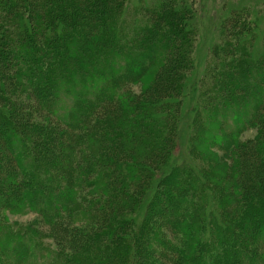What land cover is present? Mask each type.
<instances>
[{"label":"trees","instance_id":"1","mask_svg":"<svg viewBox=\"0 0 264 264\" xmlns=\"http://www.w3.org/2000/svg\"><path fill=\"white\" fill-rule=\"evenodd\" d=\"M17 1L2 0L0 4V70H5L1 87L7 86V78L16 80L22 68L36 96L35 104L40 106L33 119L30 114L35 108L27 106L28 101H25L18 112H13L10 121H3L10 128L20 127V131L36 128L35 132L29 130L34 143L32 147L25 143L21 133L18 135L23 149L12 166L16 171L30 167L31 178L27 182L30 192L27 195H31L32 205L37 206L47 197L51 200L64 198L65 207L72 200L70 207L74 203L78 207L84 205L78 209L83 217L92 215L89 223L78 229L71 223L66 225V228L72 226L74 229L65 230L69 243L66 251L63 248L59 252V257L63 258L61 264H125L127 258V264L264 263V247L257 234L264 236V184L258 186L252 170L250 176L245 170L251 161H261L254 153H264V139L254 144L237 143L236 133L219 137L218 144L223 145L219 147H224L229 155L235 154L238 165L234 175L220 173L219 182L229 180L228 184L247 192V195L230 200L224 196L226 191L223 190V199L218 200V204L213 203V196L217 193L213 190L220 188L216 184L219 182L212 178L215 175L207 173V178L195 172L183 153L187 148L183 143L191 140L192 132H206L213 124L221 128L222 121L229 118L238 131L244 129L245 123L260 121L255 109L262 105L256 95L264 92V52L253 51V38L261 25L253 6L248 3L230 8L233 21L229 23L230 16L227 15L219 21L220 6L215 2L217 0L214 1L217 12L209 13L208 27L216 29L218 40L212 44L211 62L206 64V69H200L201 57L197 55L195 41L199 32L203 35L206 29V15L201 12L189 18L183 7L189 0H138L136 5L142 7L145 23L141 33L131 38L123 35L125 6L121 1L128 0ZM73 1H79V4L89 2L96 7L93 6L90 17L81 16L77 20L75 11L66 8ZM174 1L177 7L173 6ZM111 2H115L114 6ZM89 5L78 8L77 12L90 8ZM245 43L250 44L248 49L244 47ZM160 58L164 60L156 83L142 92V96L129 92L127 82L134 80L139 73L142 75ZM18 66L20 71L17 72ZM189 68L194 74L192 80L186 81L188 78L183 73ZM39 73L41 75L36 76ZM34 78L37 79L34 81ZM162 79H165L163 84H167L164 92L159 90V84L164 89ZM213 89L220 93L226 91L228 95L223 96L215 108L211 107L214 111H209L211 108L205 100L199 103L202 106H194L193 99L198 93ZM241 90L249 95L240 96L238 92ZM60 95L72 99L76 96L73 111L68 113L67 121L61 122L64 131L54 125L50 127L40 112L42 109L50 121ZM180 97L187 98L188 108L182 113L177 111L181 118L180 115L170 118L169 111L180 105ZM158 98L161 100L156 101ZM195 107L200 114L203 111L212 114L213 124L195 127L198 117L194 115L190 119ZM22 109L27 110L26 114ZM163 116L169 118L162 121ZM218 119L220 124H217ZM0 120H4L2 116ZM162 130L174 132L172 146L168 147L173 163L163 165L160 173H155V178L161 180L166 176L175 188L187 191L188 186L197 188L198 185L200 190L178 200L180 204L184 203V209L176 217L172 215L173 223L169 219L165 221L177 230L178 235L182 233L181 227L184 228L180 244L162 242L157 252L144 250L146 259H143L141 243L135 238L142 226L137 227L136 222L152 206L150 203L145 208L151 190L141 193L147 187L145 184L152 173L154 160L160 157L162 149L165 150L166 137L162 136ZM85 142L90 147L81 154L78 146ZM89 143L97 147L92 149ZM255 147L256 151L253 150ZM15 149L16 146L10 144V150ZM65 158L69 160H63ZM14 173L10 170L8 175ZM49 179L54 183L53 190L50 189L49 195L45 196L42 186ZM184 182L189 184L183 185ZM95 187L98 189L96 194H86L90 200H78L79 189ZM18 195L22 196V192ZM190 196L193 202L188 200ZM3 198L4 205L11 202L8 194ZM208 199L210 205L206 208ZM223 203L232 210L240 204V209L236 214L223 211ZM225 218L229 220L226 223L229 226L222 223ZM4 222L0 219L2 225ZM2 225L0 232L4 231ZM16 237L11 253L17 263L22 264L29 254V244L24 245V236ZM72 248L74 250H70Z\"/></svg>","mask_w":264,"mask_h":264},{"label":"rangeland","instance_id":"2","mask_svg":"<svg viewBox=\"0 0 264 264\" xmlns=\"http://www.w3.org/2000/svg\"><path fill=\"white\" fill-rule=\"evenodd\" d=\"M0 0V4H1ZM145 1V0H141ZM149 1V0H147ZM214 1L215 0H189L184 7L187 12V16L189 18H194L198 16V13L203 12L206 15V19L204 20V24H206L204 27L206 29L202 33L199 32L198 38L195 41V47H197V52H198V57L200 56V69H206V64L211 62V48L212 44L217 43L216 41L218 40L216 38L217 31L216 29H210V26L208 21L210 20V15L209 13H214V11L217 12L215 6H214ZM122 6L124 7L125 14L122 15L124 19H122L125 23L124 25V31L123 35H128V37H133L135 35H138V33H141V28L144 26V16H143V11L142 7L138 8L137 7V2L138 0H128V1H121ZM173 6L177 7L178 4H176V1ZM215 2L219 3L218 9L220 12V20H222L226 15H229V10L230 8L232 9L235 6L239 5H248L251 4L253 6L254 14L257 16L259 21L261 22L259 30L256 32V36L253 38V43H255L253 51L255 53H262L264 52V17H262V14L264 13V0H217ZM17 3H20L18 0ZM88 3V4H87ZM101 3L100 1L98 2ZM147 3V2H146ZM86 6L89 5V2H85ZM85 4H79V1H73V4L70 6H66L68 10H74L75 11V17L80 19L81 16L83 17H90L91 16V10L93 6L96 7L95 4L92 6L89 5L88 7L90 8H83L82 11H78V8L80 9L81 7L85 6ZM115 2H111V5L114 6ZM133 4H135L133 6ZM146 5V4H144ZM148 5V4H147ZM17 6V5H16ZM11 7V6H10ZM221 8V9H220ZM22 9V8H21ZM140 12V13H139ZM79 15V17H78ZM149 15V14H147ZM198 18V17H197ZM233 17H229L228 22L232 23ZM235 21V20H234ZM235 23V22H234ZM214 26V24H213ZM203 27V28H204ZM214 28H217V26ZM159 43V42H156ZM244 47L248 49L250 47V44L245 43ZM163 60L164 58L157 59L153 64H151L147 71L140 73L136 75L134 80H130L127 82L126 87L131 92L132 94H138L139 96H142V92L144 93L147 88L155 81L158 80L157 73L162 70L163 66ZM145 61V60H144ZM22 67V66H20ZM20 71L19 66L17 68V72ZM5 70L1 71L0 70V116L3 117L4 120H0V219L5 220L4 225L0 223V226L2 225L1 229H4V231L0 232V264H18L16 257H13V254L11 253V248L14 245L13 240L17 238L16 236H24V245L29 244V254L27 257L23 259L22 264H61L62 257H59V252L61 253V250L63 248L66 251V246L69 243L68 240L66 239V233L65 230L68 232L67 229L70 231H73L74 227L72 226L66 228V225L68 223H71V225L75 226V228H80L83 224H88L89 220H91V216H84L81 214V212L78 211L79 207H84V205H79L70 207L71 201H69V205L67 203V207L64 205L66 204L64 198H57V200H51L49 197H47L45 200L40 204L32 205L30 202L31 200V195H27L30 190H28L27 187V182L31 178L30 173H29V168H25L22 170L20 168L16 170L14 166V159L17 158V154L21 152L23 149V146L21 145L22 143H19L18 141V135L20 133L24 136L26 139L27 145L33 146L34 143H32L31 138H30V133L29 130L32 129L33 132H35L36 128H30V129H22L20 131L19 129H16L15 127H8L5 125L3 121L11 120L10 117L12 116L13 112H18L22 103L24 104L25 101L27 102V106L35 108L34 113L30 115L36 114V110L39 111V106L35 104V95L33 88L31 87L30 81L23 75V71L21 68V73L19 76H16V80H9L8 78L5 80L7 81L6 84L7 86L1 87L2 85V79L4 75ZM38 73V72H37ZM193 71L191 68L189 70H185L183 75H185L188 79L186 81H190L193 78ZM41 73L36 74V76H40ZM43 75V74H42ZM203 77V76H202ZM207 77V75H206ZM2 78V79H1ZM37 78H34V81ZM165 81V79H162V84ZM160 82V81H159ZM158 82V83H159ZM165 86L167 84H163L164 89H162L161 84H159V90L160 92L165 91ZM123 91V90H122ZM206 92V93H205ZM201 91L198 93L197 97L193 99L194 106H202V104H199L200 102L208 101L207 104H209V108L213 107L215 108L218 102L223 98V96H228L226 95V91L224 93H220L218 90H210V91ZM239 95H249L247 91H239ZM59 94V93H58ZM208 94V95H207ZM208 96V97H206ZM241 96V95H240ZM239 96V97H240ZM60 98H58L56 101V108L55 112L53 113L54 115H51V120L49 121L47 118V115L43 112L41 114L44 115V118L46 121H48L49 126L52 127L53 125L55 128H59L62 131L66 130L63 127L64 121H67V115L70 111H73V102L76 99L75 98H70V96L65 97L64 95H60ZM206 97V98H205ZM199 98V99H198ZM256 98L261 101L260 108H254L257 111V115L260 117V121L258 122H248V124H244V129L241 131H238L239 129L236 128V126L232 123H230V118L227 120H223L224 124L221 125V128H218V126L213 124V120L211 117L212 114L208 113V111H203L198 113L199 111H195L190 113V119L195 115V117H198L197 121V128L200 127V124L207 125L213 124L212 127H208V131L206 132H197L196 134H192V138L190 141H185V146H187L186 149H184L183 153L185 156L188 157V162L190 161L192 165V169L195 172H200L204 176H206L207 173H212L213 175L217 176H212V178L216 181L219 182L221 181V178H219V174L223 173L229 175L230 172L232 175L236 171V168L238 165L236 164L237 161L235 159V154L234 155H229V152L224 151V147H219L223 146L220 142L221 145L218 144V139L219 137H224V134L228 133H236V142L237 143H244V142H260L263 138L264 139V92L256 95ZM177 97H174V100H176ZM182 99V100H181ZM55 100V99H54ZM161 99L158 98L156 101H160ZM180 100V105H177L176 107H172L170 109V115L169 117L175 118L178 117L180 114L177 113L180 112L182 113V110H185L186 107L188 106L187 104V98H179ZM183 101V102H182ZM190 104V103H189ZM206 104V108L207 107ZM188 108V107H187ZM208 108V109H209ZM168 110V108H167ZM25 114L27 112L26 109H22ZM209 111H214V109H209ZM168 116L164 117L161 119L162 121L167 118ZM182 115H180V118ZM184 117V116H183ZM34 119V116H33ZM36 119H39L38 117ZM43 119V116L40 118ZM73 120V119H72ZM71 120V121H72ZM262 122V123H261ZM13 123V122H12ZM220 124V121L218 119V123ZM14 125V123H13ZM17 126V125H16ZM187 126V125H186ZM199 126V127H198ZM176 128V127H175ZM174 130V128H172ZM168 132L167 130L164 131L162 136L166 137L165 138V150L162 149L160 151V157H157L154 160L153 163V168H152V173L149 174V179L148 182H146L144 188V191L141 194H146L147 191L151 190V194L148 196L147 204H146V209L149 207L150 203L152 206L149 208L148 213L146 215H143L142 219L137 221L136 223L138 224L137 227L142 226V228H139L137 231L139 234L137 235L136 240L139 242L140 249H141V254L142 256L144 255V250L147 252V250L150 251H159L161 247L162 242H170L173 244H177L183 240V232L184 228L181 227L182 233L178 235L177 230L175 228L172 229V226H168L165 221L166 220H171L173 223L174 216L172 218V215L178 214V212L182 211L184 208L182 205L184 203L180 204L178 200L184 199L185 195H189L191 193V196L194 195L196 192H199V187L197 185V188L194 187H187L186 190L178 189L175 188L172 185V181L169 182V178L164 176L161 180H157L155 178V173H160V168L166 165L170 166L173 163V158L171 156L170 149L168 148L172 146V140L174 137V132ZM188 128L187 131L188 132ZM202 130V129H201ZM23 131V132H22ZM166 132V133H165ZM185 132V133H186ZM223 134V135H222ZM196 135V136H195ZM185 137V135H184ZM223 138V139H224ZM185 140V138H184ZM163 141V140H162ZM10 144H13V147L16 146V149L11 151L10 150ZM19 144V145H18ZM91 145V148L94 149L97 147V145L94 147L93 144L89 143ZM189 144L192 145L191 148H189ZM90 147L86 144V142L83 144L81 143L78 146V152H81V154H84L82 152H87V148ZM168 148V150H167ZM257 150V147H255ZM189 150V151H188ZM170 152V153H169ZM255 157L261 158V161L256 159L251 161L248 164V167L245 168L248 172L252 170L256 183L258 186L260 184H264V153H254ZM3 160V162H2ZM13 160V161H12ZM65 161H68L69 158L63 159ZM258 160V161H257ZM11 161V163H10ZM179 162H177L178 164ZM180 163H182L180 161ZM260 163V164H259ZM257 164H259V167H257ZM237 165V166H236ZM260 165L262 167H260ZM13 167V168H12ZM173 167V165L171 166ZM170 167V168H171ZM11 172L14 171L15 173L12 175H8ZM31 171V170H30ZM229 173V174H228ZM251 172L248 174L250 176ZM155 175V176H154ZM207 177V176H206ZM158 178V177H157ZM208 178V177H207ZM212 179V181H214ZM26 180V181H25ZM168 180V181H167ZM227 181L229 180H222V182L216 183L220 185L219 189H215L213 191L217 190V193L213 196V203L218 204V200H222L223 193L222 191L225 190L226 194L224 195L226 198H229L230 200H233L232 198H243L244 196L247 195V192L242 191L239 188H236L232 186L231 184H228ZM180 183V182H179ZM35 184H37L35 182ZM53 182L49 179V181L45 184H43V194L46 196L49 195V190H53ZM189 184L188 182H184L183 185ZM228 184V185H227ZM39 185V184H38ZM42 185V184H41ZM60 185V184H59ZM63 186L64 184L61 183ZM257 186V188H259ZM100 188V187H99ZM19 190V191H17ZM98 189L95 188H84V189H79L78 190V200L81 202L83 199H88L86 197L87 193H90L94 195L96 194ZM50 191V192H51ZM22 192V196L18 195ZM222 193V194H221ZM8 194L11 196V202L7 203L6 205L3 204L4 198L3 196ZM71 195V194H70ZM76 196V194H75ZM189 197V201L193 202L192 197ZM20 198L17 200L16 198ZM74 197V194L72 195V198ZM143 202H145L146 199L142 197ZM82 199V200H81ZM13 200V201H12ZM48 200V201H47ZM76 200V199H75ZM209 200V199H208ZM206 200V208L209 207L210 200ZM77 201V200H76ZM246 202V201H245ZM214 203V204H215ZM173 204V205H172ZM32 205V206H31ZM228 205H225L224 203L222 204L221 208H223V211L226 212H231L236 214L238 213L240 209V204L238 207L234 208L235 210L228 209ZM217 208V207H216ZM230 208V207H229ZM238 209V210H237ZM159 213V215H158ZM230 213V214H231ZM229 216V214L227 213ZM233 215V214H232ZM239 215V214H238ZM3 218V219H2ZM213 218V217H212ZM176 219V218H175ZM185 219V218H184ZM229 220L223 221L222 223L226 226H229L228 223ZM85 224V225H86ZM141 224V225H139ZM133 225H135L133 223ZM88 226V225H87ZM129 226V225H127ZM199 229L201 228V222L198 223ZM129 228V227H127ZM128 230V229H126ZM1 231V230H0ZM27 231V232H26ZM251 229H249V232L251 233ZM128 232V231H127ZM125 231V233H127ZM180 232V229H179ZM26 233V234H25ZM69 234V233H67ZM258 238L262 242V247H264V236H262L259 232ZM11 236L8 237L7 236ZM6 236V237H5ZM64 236V238H63ZM73 238V237H72ZM263 238V239H261ZM71 239V238H70ZM12 240V241H10ZM15 241V240H14ZM65 245V246H64ZM31 247V248H30ZM70 248V246H68ZM74 250V248L70 249ZM69 251V250H68ZM140 252V251H139ZM70 253V252H66ZM130 255V253H129ZM129 257V256H128ZM62 258V259H61ZM146 259V256H143V259ZM58 259V260H57ZM158 261H162L161 259L157 258ZM207 260H209L207 258ZM128 263V258L125 260V264ZM144 263V260L143 262ZM264 264V263H261Z\"/></svg>","mask_w":264,"mask_h":264}]
</instances>
